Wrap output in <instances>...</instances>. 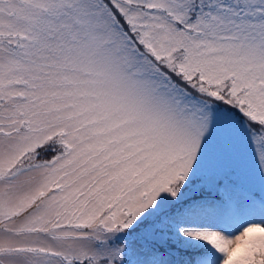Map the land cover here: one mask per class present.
Masks as SVG:
<instances>
[{"label": "snow or ice", "instance_id": "obj_1", "mask_svg": "<svg viewBox=\"0 0 264 264\" xmlns=\"http://www.w3.org/2000/svg\"><path fill=\"white\" fill-rule=\"evenodd\" d=\"M0 264H264V0H0Z\"/></svg>", "mask_w": 264, "mask_h": 264}]
</instances>
